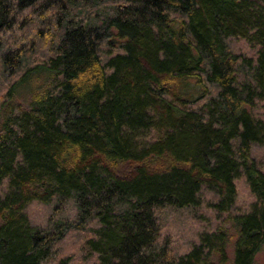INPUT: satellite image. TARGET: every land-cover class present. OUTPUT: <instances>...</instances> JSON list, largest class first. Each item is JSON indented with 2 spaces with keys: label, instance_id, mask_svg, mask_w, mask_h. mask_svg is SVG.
I'll return each instance as SVG.
<instances>
[{
  "label": "trees",
  "instance_id": "16d2710c",
  "mask_svg": "<svg viewBox=\"0 0 264 264\" xmlns=\"http://www.w3.org/2000/svg\"><path fill=\"white\" fill-rule=\"evenodd\" d=\"M230 247L264 249V0H0V264Z\"/></svg>",
  "mask_w": 264,
  "mask_h": 264
},
{
  "label": "rangeland",
  "instance_id": "374dc122",
  "mask_svg": "<svg viewBox=\"0 0 264 264\" xmlns=\"http://www.w3.org/2000/svg\"><path fill=\"white\" fill-rule=\"evenodd\" d=\"M25 90V89H24ZM23 92V91H22ZM19 93V99L21 101H23L24 99L21 96H25V93ZM26 92V91H25ZM232 260H233V251L232 248H229V252H228V259H227V263L225 264H232ZM217 264V263H216ZM255 264H264V249L259 252L255 258Z\"/></svg>",
  "mask_w": 264,
  "mask_h": 264
}]
</instances>
